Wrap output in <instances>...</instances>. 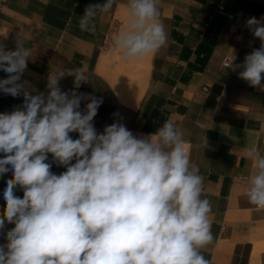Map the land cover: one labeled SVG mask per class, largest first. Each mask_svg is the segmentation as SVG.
<instances>
[{"label":"clouds","instance_id":"obj_1","mask_svg":"<svg viewBox=\"0 0 264 264\" xmlns=\"http://www.w3.org/2000/svg\"><path fill=\"white\" fill-rule=\"evenodd\" d=\"M114 3L89 5L80 30L95 33V17ZM157 5L127 0V27L114 35L109 51L128 61L155 54L167 41ZM246 25L261 46L242 64L232 55L225 67L239 69L240 79L264 92V17ZM34 59L24 43L15 50L0 46V71L8 74L0 92L24 98L22 106L0 113V177L12 172L0 212L6 240L0 264H210L201 249L214 240L212 204L203 198L204 178L182 129L169 119L154 134L137 137L114 122L98 134L93 120L102 98L75 90L87 83L85 72L49 73L47 94H33L22 77ZM65 76L75 78L71 91L59 86ZM82 101H90L83 110ZM49 154L66 170L52 172ZM244 155L253 162L244 194L264 210V154L253 144ZM6 224L14 227L5 232Z\"/></svg>","mask_w":264,"mask_h":264},{"label":"crops","instance_id":"obj_2","mask_svg":"<svg viewBox=\"0 0 264 264\" xmlns=\"http://www.w3.org/2000/svg\"><path fill=\"white\" fill-rule=\"evenodd\" d=\"M105 2L0 0V46L15 50L21 42L33 50L35 59L22 77L30 82L33 94H47L49 73L82 69L89 79L75 89L77 94L103 100L93 120L98 134L114 122L137 137L154 134L169 119L175 122L190 145L191 162L204 178L203 198L212 204L214 240L201 249L202 254L210 264H264V210L250 204L244 194L253 172L244 151L255 144L264 154V92L240 79L239 69L222 64L227 54L242 64L246 55L260 48L246 21L264 17V0H225L222 11L217 9L220 0H158L167 41L150 55L143 92L135 104L121 102L109 77L118 68L117 60H125L109 48L114 35L127 27V0H115L110 12L98 13L95 33L79 28L85 9ZM101 56L106 60L99 72ZM7 75L0 71V79ZM74 79L63 77L61 90H73ZM23 102L22 95L14 98L0 92V113ZM89 102L82 101L81 110ZM70 135L79 138L78 133ZM48 162L57 175L66 170L53 162L51 154ZM10 178L11 171L0 177V212L6 206L3 191ZM15 194L23 197L19 187ZM12 227L6 224L5 232Z\"/></svg>","mask_w":264,"mask_h":264},{"label":"bare ground","instance_id":"obj_3","mask_svg":"<svg viewBox=\"0 0 264 264\" xmlns=\"http://www.w3.org/2000/svg\"><path fill=\"white\" fill-rule=\"evenodd\" d=\"M105 60L106 56H101L97 65L99 72L104 71ZM150 61V55L139 60H122L119 62L117 60L118 68L109 77L114 89L120 97L121 102L131 104H135L137 102L143 92V86L150 68Z\"/></svg>","mask_w":264,"mask_h":264},{"label":"built area","instance_id":"obj_4","mask_svg":"<svg viewBox=\"0 0 264 264\" xmlns=\"http://www.w3.org/2000/svg\"><path fill=\"white\" fill-rule=\"evenodd\" d=\"M224 4H225V0H220L219 4L217 6V9L219 11H222L224 9ZM230 57H231V55H229V54L225 55L224 60L222 62L223 66H226V64L229 62ZM203 89L207 90V87L204 86Z\"/></svg>","mask_w":264,"mask_h":264},{"label":"rangeland","instance_id":"obj_5","mask_svg":"<svg viewBox=\"0 0 264 264\" xmlns=\"http://www.w3.org/2000/svg\"><path fill=\"white\" fill-rule=\"evenodd\" d=\"M119 61H122V59H121V60H120V59H118V62H119ZM118 62H117V63H118Z\"/></svg>","mask_w":264,"mask_h":264}]
</instances>
